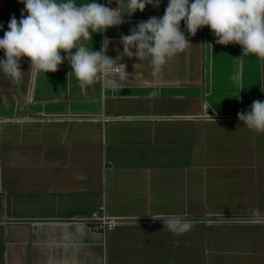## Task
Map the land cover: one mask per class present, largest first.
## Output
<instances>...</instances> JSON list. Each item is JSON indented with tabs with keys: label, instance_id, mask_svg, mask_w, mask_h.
I'll return each mask as SVG.
<instances>
[{
	"label": "crops",
	"instance_id": "1",
	"mask_svg": "<svg viewBox=\"0 0 264 264\" xmlns=\"http://www.w3.org/2000/svg\"><path fill=\"white\" fill-rule=\"evenodd\" d=\"M167 4L84 43L107 37L116 58ZM23 9L0 0V38ZM181 29L191 44L159 78L121 54L130 74L115 89L104 74L81 88L66 61L44 73L23 57L20 83L0 74V264H264V134L237 116L264 101V60ZM170 214L193 227L163 229Z\"/></svg>",
	"mask_w": 264,
	"mask_h": 264
},
{
	"label": "clouds",
	"instance_id": "2",
	"mask_svg": "<svg viewBox=\"0 0 264 264\" xmlns=\"http://www.w3.org/2000/svg\"><path fill=\"white\" fill-rule=\"evenodd\" d=\"M20 2L24 4L21 18L18 21L13 16L0 38V51L4 53L0 74L15 83H20L25 73L20 63L23 57L28 58L30 70L44 73L57 72L66 61L81 88L93 86L100 74L110 77L106 81L109 87H119L130 74L121 59L117 62L121 54L147 62L151 75L159 78L163 66L191 44L181 29V21L189 36L208 27L216 44L239 45L242 50L239 58L252 55L264 60V0H168L162 17L141 21L128 35L121 36L123 52L116 58L107 55V37L99 51L90 49L84 42L92 41V33H104L122 25L125 15L131 16L137 10L143 12L147 5L158 8L160 0H116V8L96 0L79 4L76 0ZM237 116L250 131L264 134V101L254 100L249 110L238 112ZM157 220L163 222V229L175 235L193 227L190 221L176 214Z\"/></svg>",
	"mask_w": 264,
	"mask_h": 264
},
{
	"label": "built area",
	"instance_id": "3",
	"mask_svg": "<svg viewBox=\"0 0 264 264\" xmlns=\"http://www.w3.org/2000/svg\"><path fill=\"white\" fill-rule=\"evenodd\" d=\"M92 216L101 220V223L98 229L102 230L114 224L113 221L107 220L103 216H98V215L96 216V214H93Z\"/></svg>",
	"mask_w": 264,
	"mask_h": 264
}]
</instances>
